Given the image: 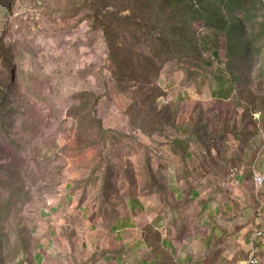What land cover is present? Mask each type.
<instances>
[{
  "label": "rangeland",
  "instance_id": "374dc122",
  "mask_svg": "<svg viewBox=\"0 0 264 264\" xmlns=\"http://www.w3.org/2000/svg\"><path fill=\"white\" fill-rule=\"evenodd\" d=\"M83 1L0 0V264H264V0L144 18L171 46L155 77L136 57L113 75L95 25L137 12ZM129 103L171 115L144 133Z\"/></svg>",
  "mask_w": 264,
  "mask_h": 264
},
{
  "label": "trees",
  "instance_id": "16d2710c",
  "mask_svg": "<svg viewBox=\"0 0 264 264\" xmlns=\"http://www.w3.org/2000/svg\"><path fill=\"white\" fill-rule=\"evenodd\" d=\"M103 1L104 0H84L82 4L88 6L93 12H96L93 9L102 4ZM109 2L115 4L118 8H121V10H129L130 8L133 12H137L136 15L130 13L120 16L107 11L104 13H100L99 11L96 12L99 17L95 19V25L100 28L102 33L104 44L107 49V61L111 66L110 71L113 75H121L123 73L122 66L124 67L125 60H132L136 57L138 59H143L146 65L153 71L152 75L154 77L157 76L163 63L168 59L167 57L171 56V46L168 39L164 38L162 35L155 36V34H153L154 32H151L149 24L144 20V18L150 17L152 19V24L160 27L162 24L159 20L164 17L163 11L167 9L168 6L171 7V5L178 7L177 5L185 3V0H109ZM194 13H196V11ZM136 17L143 19V23L136 21ZM198 17L199 16L195 14L192 19ZM223 18L218 17L217 21L226 30V32L230 31L233 35L234 32L241 29V24L238 20L230 19L228 25H225V20ZM126 34H130L133 37L136 35L142 43H145L144 45L148 48L147 52H129V50L124 49L121 44L125 43L124 38ZM235 41L236 42L233 43V50H236V54L243 55V47L245 45L244 40L235 39ZM149 43L151 44L150 46L148 45ZM228 49L230 50V54H233L232 49L230 47H228ZM160 53H165V59H163L164 61H161L160 64H157V61H160L157 60ZM161 93V90L155 89L154 96L157 97ZM167 109L168 108H166L165 111L161 110L157 112L154 108L151 110L152 113L147 116L144 113L145 110H143L140 105L129 103L125 114L127 115L129 122L136 128L140 129L144 133H150L154 130L151 129L148 131V124L154 125L157 124L158 121L164 122L169 119L171 113L167 118ZM194 134L195 132H191V135ZM188 142V138L172 139V144L183 149L185 155L188 154L186 152L188 149Z\"/></svg>",
  "mask_w": 264,
  "mask_h": 264
},
{
  "label": "built area",
  "instance_id": "2783aa9c",
  "mask_svg": "<svg viewBox=\"0 0 264 264\" xmlns=\"http://www.w3.org/2000/svg\"><path fill=\"white\" fill-rule=\"evenodd\" d=\"M261 179H262V176H259V175L257 177L256 176L254 177V181L257 183H260ZM262 232H263L262 226L255 227V229L251 233L250 241L253 242L255 238L259 237L262 234ZM256 263H257L256 256H255L254 251H252L247 256V258L242 261L241 264H256Z\"/></svg>",
  "mask_w": 264,
  "mask_h": 264
},
{
  "label": "crops",
  "instance_id": "0c3cea01",
  "mask_svg": "<svg viewBox=\"0 0 264 264\" xmlns=\"http://www.w3.org/2000/svg\"><path fill=\"white\" fill-rule=\"evenodd\" d=\"M235 170H236V169H235ZM235 178H236V179H240V181H241L242 179H244L243 177H240V175L238 176V174H236V173H235ZM161 254H162V252H161ZM155 262H156V263H162V259H161V258L158 259V256H156V261H155ZM155 262H154V263H155Z\"/></svg>",
  "mask_w": 264,
  "mask_h": 264
}]
</instances>
